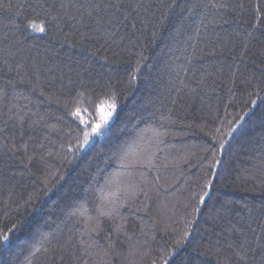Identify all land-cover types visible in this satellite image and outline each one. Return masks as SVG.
Masks as SVG:
<instances>
[{"label":"trees","instance_id":"16d2710c","mask_svg":"<svg viewBox=\"0 0 264 264\" xmlns=\"http://www.w3.org/2000/svg\"><path fill=\"white\" fill-rule=\"evenodd\" d=\"M9 2L37 5L52 3L53 0H5V4ZM205 2L206 0H175L170 21L160 30L155 42L150 43L151 27L141 37L142 45L148 43L145 55L149 59L141 66L140 79L134 88L121 92L116 111L106 126L105 136L96 137L72 163L62 162L55 155L60 151L62 134L47 133L45 128H38L31 133L37 140L49 135L47 146L53 156L48 163L52 166L51 171L59 169V174L52 177L55 187L48 195L41 194L39 202L33 206L17 208V204L23 205L34 186L40 187V182L36 176L21 177L19 169L13 167L16 161L9 160L0 153V231H7L13 223L21 222L18 223L17 230L10 234V244L0 247V264H26V258L31 260V264H49V256L43 250L35 256H29V252L42 245L51 248L74 233H77L76 239H80L78 229L83 228V224H78L76 218L66 217L65 213L72 206L81 203L87 194V214L95 215V208L100 201L94 197L98 196L104 177L119 170L116 165L104 164L113 148L120 141L134 137L149 124L155 126L161 123L159 119L153 120L151 113L156 112L159 117L161 113L167 114L169 109L178 112L183 119L173 117L176 122L165 125V130L172 135L165 137L157 153L159 157H167L168 167L161 169V174L166 178L165 187L159 190V195L153 193L150 201H145L140 196L133 207L121 209L125 218L123 223L126 235L119 234V239L117 234L112 235L115 249L106 258L107 264H132L134 257L129 255L128 237H131L132 243H142L148 239L155 251L165 242H171V234L162 231L161 222L175 221L172 227H184L180 219L185 215L183 202L200 175L197 167L199 149L205 141L210 140L209 133L214 134L218 126L227 132L228 122L243 114L246 110V89L241 80L253 73L259 78L262 73L260 66L264 65V41L259 34L251 40L247 58L241 59L239 52L242 44L235 33L244 31L245 26L233 19L234 13L225 11L223 16H219L205 11ZM227 2L235 3L238 0ZM192 6L195 7L190 12L188 9ZM28 14H31V9H28ZM12 16V13L0 9V49L4 50L0 52V87H5L8 94L6 100L0 101V119L6 120L7 116L4 114L12 103H17L28 104L30 112L46 115L49 117L48 123L55 124V117L61 114L62 109L55 102L48 101L46 96L49 93H74L80 90L81 81L99 93L100 87L95 83L97 80L101 84L108 77L113 83L121 77L127 80V71L131 68L124 60L112 57L111 52L95 51L100 45L89 39L92 25L87 17L83 24L88 27L76 21L67 22L63 31L72 33L67 40L63 36L58 35L53 39L28 30L27 41L16 43L21 39V34L18 32L13 36L10 23ZM68 24L73 25L76 31L68 27ZM177 27L180 28L179 32ZM228 49L232 51L229 52ZM105 55L109 57L108 61H105ZM234 55L236 60L233 59ZM4 59L12 65L10 72L3 64ZM32 60L37 63L39 74L31 75L30 79L33 82L39 79L40 84L47 87L45 96L39 94V87L33 91L28 77L23 83L18 82L14 88L6 84L8 76L19 79L16 64H30ZM233 71L236 72L235 84L232 83ZM23 74L21 70V75ZM197 82H200V87H197ZM185 84L196 89V92H189L184 87ZM229 88H232L234 95L229 92ZM176 89L180 91L177 92ZM19 96H28L31 103L14 98ZM173 99L177 100V104H172ZM99 115V112L93 110L94 119L98 120ZM262 119L264 109L257 107L254 114H250L244 128L232 138L225 137L229 141L225 147L221 169L225 180L223 183L217 180L213 199L230 201L234 211L223 220L210 224L207 220L208 208L204 209V214L196 225L197 232L187 244V255L192 264H235L234 259L228 258L225 247L228 240L236 238L227 231L228 221L238 219V212L246 215L241 212L245 204L255 206L264 203V177L258 174L261 159L260 134L264 133V126L260 123ZM189 124H192L191 128L187 126ZM197 124H206L207 127L202 132ZM0 127L4 125L0 123ZM67 130L65 128V132ZM10 133L14 135L17 144L22 142L19 129L13 127V122L8 123L3 136H9ZM23 139L26 140L27 136ZM63 142L67 143L66 137ZM38 174L43 176L46 172L41 168ZM60 175L64 179H60ZM113 179L117 177L113 176ZM107 198L105 193V199ZM212 203L210 200L209 206ZM145 204V210L136 211V207L143 209ZM103 226L104 231L99 236L94 234V238L106 245L108 241L105 236L111 230V221L104 218ZM216 232L221 235L217 237ZM218 247L222 249L219 253ZM150 260V257H146L144 264H150Z\"/></svg>","mask_w":264,"mask_h":264},{"label":"snow or ice","instance_id":"6c2138e0","mask_svg":"<svg viewBox=\"0 0 264 264\" xmlns=\"http://www.w3.org/2000/svg\"><path fill=\"white\" fill-rule=\"evenodd\" d=\"M174 4L175 0H58V2L53 0L52 3L25 5L11 2L5 4V0H0V9L13 14L10 17L13 36L15 37L18 32L21 34V39L16 43L27 41L28 30L53 39H56L58 35L63 36L67 40L72 35L63 31L67 22L76 21L88 27L83 24L87 17L92 25L90 29L92 35L89 39L100 45L95 51L111 52L112 57L124 60L131 68L130 71L126 69V81L123 77L116 83H113L110 77L105 78L102 84L100 80H97L95 83L100 87L99 93L84 81L80 82V90L74 93L71 91L49 93L46 96L48 101L55 102L62 109L61 114L55 117V124H49V117L46 115L30 112L28 104H11L8 112L4 114L7 119H0V123L4 125L0 127V153L5 158L16 161L13 167L19 169L18 174L21 177L36 176L40 182V187L34 186L28 193L27 199L23 201V205L17 204V208L33 206L40 201L41 194L48 195L55 187L52 184V177L59 174V169L51 171L52 166L48 163L49 158L53 156V152L47 146L50 140L49 135L46 134L43 139L37 140L31 133L36 132L38 128H45L47 133L62 134L60 151H57L55 155L59 156L62 162L68 163H72L96 137L105 136L106 126L116 111L121 92L136 86L140 79L141 66L149 59L145 55L148 43L142 45L141 37H144L151 27L150 43H154L160 30L170 21ZM193 7L195 6L188 10L191 12ZM203 8L219 16H223L225 11L234 13L233 19L243 23L245 30L235 33L242 44L239 52L241 59L247 58L249 44L257 33L264 41V0H238L235 3H229L227 0H206ZM28 9H31L30 15ZM203 15L202 12L201 16ZM68 27L76 31L73 25L68 24ZM176 30L179 32L180 28L177 27ZM224 47L227 48V45ZM134 48L139 50L133 51ZM2 51L4 50L0 49V52ZM228 51L231 52L232 49ZM104 59L108 61L109 57L105 55ZM233 59L236 60L235 55ZM3 64L8 67L9 72L12 70V65L7 59L3 60ZM260 67L262 73L259 78L253 73L241 80V84L246 89L244 101L246 110L239 115L238 119L228 122L227 132L222 131V128L218 126L214 134L209 133L210 140L205 141L199 149L197 167L200 169V175L197 176L194 187L188 190V195L183 202L185 215L180 219L184 227L181 229L172 227L175 221L161 222L162 231L171 234V242H165L155 251L151 248L148 239L142 243L140 241L132 243L131 237H128L129 255L134 257L132 264H144L146 257L151 258L150 264H192L187 255V244L197 232L196 225L199 224V218L204 214V209L208 208L207 220L210 224L223 220L234 211L230 201L221 202L213 199V189L217 180L220 183L225 180V175L221 171L225 147L229 142L225 137L232 138L235 133L244 128L250 114H254L257 107L264 109V65ZM15 68L19 79L8 76L7 85L14 88L18 82L23 83L28 77L33 91L39 87V94L45 96L47 87L41 85L39 79L34 82L30 79L31 75L39 74V67L35 60H32L30 64L18 63ZM232 77V83L235 84V71L232 72ZM63 87L61 84V88ZM184 87L188 88L189 92H196V89L188 84ZM197 87H200V82H197ZM176 91L179 92L180 89ZM229 92L234 95L232 88H229ZM7 95L5 87H0V101L6 100ZM14 98L31 103L28 96ZM172 104H177V100L173 99ZM93 110L100 113L98 120L94 119ZM150 115L153 120L159 119L161 123L155 126L149 124L134 137L120 141L113 148L108 159L104 161L105 165H116L119 170L104 177V183L98 189V196L94 197L100 201L95 208V215L87 214L85 207L88 203L87 194L81 203L72 206L65 213L66 217L76 218L78 224H83V228L78 229L80 239L77 240V233H74L51 248L43 247V245L35 248L29 252V256H35L43 250L49 256V264H107L106 258L115 249L112 235L117 234V239L121 233L126 235L123 223L125 218L121 209L133 207L140 196H143L145 201H150L153 193L159 195V190L165 187L166 178L161 174V169L168 167L167 157H159L157 153L165 137L172 135L165 130V125L174 124L176 120L173 117L183 118L172 109H169L167 114L161 113L159 117L156 112ZM9 122H13V127L19 129L22 141L20 144L15 142L12 133L9 136H3ZM260 123L264 126V119ZM187 126L191 128L192 124ZM196 126L202 132L207 127L206 124ZM65 128L68 129L66 132ZM24 136H27L26 140L23 139ZM64 137L67 138L66 144L63 142ZM259 151L261 159L258 174L264 177V133L260 134ZM41 168L46 172L43 176L38 174ZM113 176L117 179L114 180ZM60 179H64V176L60 175ZM105 193H107V199H105ZM210 200L213 201L211 206L208 204ZM146 208L147 204L143 209L136 207V211ZM241 212H245L246 215L238 212L236 213L238 219L228 221L227 231L236 237L228 240L225 245L228 258L234 259L235 264H264V203L255 206L245 204ZM104 218L111 221V230L105 236V240L108 241L106 245L94 238V234L99 236L104 231ZM18 223L21 222L13 223L7 231H0V247L10 244V234L17 230ZM216 235L219 237L221 233L216 232ZM84 236H87V239H84ZM221 251L222 249L218 247L217 252ZM26 264H31V260L26 258Z\"/></svg>","mask_w":264,"mask_h":264}]
</instances>
